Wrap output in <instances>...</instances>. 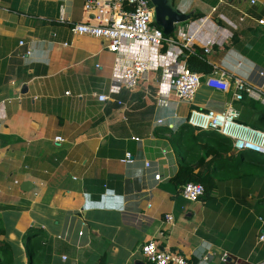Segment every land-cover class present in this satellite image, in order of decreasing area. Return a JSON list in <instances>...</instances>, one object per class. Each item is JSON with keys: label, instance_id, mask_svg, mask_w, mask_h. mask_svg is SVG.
Masks as SVG:
<instances>
[{"label": "crops", "instance_id": "obj_1", "mask_svg": "<svg viewBox=\"0 0 264 264\" xmlns=\"http://www.w3.org/2000/svg\"><path fill=\"white\" fill-rule=\"evenodd\" d=\"M164 1V11L186 16L167 35L174 44L118 53L73 32L90 17L85 0H0V238L12 264H150L141 249L151 240L192 264H264V176L220 170L211 196L189 201L172 181L179 144L167 130L192 109L231 105L239 122L264 131V0ZM206 39L214 71L201 73L194 101L173 91L165 99L168 73L186 67L182 47L205 50ZM136 52L152 62L148 79L114 92ZM211 75H225L227 90L211 87ZM237 78L253 90L241 100ZM243 159L255 166V154Z\"/></svg>", "mask_w": 264, "mask_h": 264}, {"label": "built area", "instance_id": "obj_2", "mask_svg": "<svg viewBox=\"0 0 264 264\" xmlns=\"http://www.w3.org/2000/svg\"><path fill=\"white\" fill-rule=\"evenodd\" d=\"M256 3V0H244ZM84 12L90 17L86 21L75 22L72 30L77 35H86L107 42V49L112 52H121L124 48H130L134 44L149 46L158 49L168 42L174 41L164 34L163 29L153 23L154 11L151 0H85ZM61 20H64L61 18ZM264 25V19L258 20ZM186 35L187 44L195 39L193 33ZM205 52H209L213 40L206 39ZM22 45L24 44L21 41ZM184 45L188 47V45ZM170 53V52H169ZM120 74L114 92L121 88L133 90L141 82L148 79L153 69L151 60L147 56L136 52L135 56L127 64H122ZM201 73L189 70L187 67L171 70L165 82L162 83L161 94L165 99L169 98L173 91L177 98L185 102H193L201 83ZM225 75L220 77L209 76L208 84L222 91L227 90L228 84L223 81ZM237 86L236 99L241 100L245 93L252 94L253 90L241 79L235 80ZM165 92H162V91ZM100 102L110 99L108 94H98ZM119 104L123 102L118 100ZM1 106V104H0ZM239 112L231 105L224 111L192 109L188 116V123L198 130H215L230 138L235 152L252 150L264 153V131L248 126L238 121ZM56 140L63 141L60 136ZM2 138L0 134V146ZM124 162L131 163L132 155L127 154ZM151 167V162L145 163ZM154 178L161 180V174L157 167ZM181 194L189 201H197L205 194V187L200 183L188 182L181 190ZM165 219L173 221L172 214H166ZM142 254L150 264H192L191 261L179 250L162 249L156 240H151L142 246Z\"/></svg>", "mask_w": 264, "mask_h": 264}, {"label": "trees", "instance_id": "obj_3", "mask_svg": "<svg viewBox=\"0 0 264 264\" xmlns=\"http://www.w3.org/2000/svg\"><path fill=\"white\" fill-rule=\"evenodd\" d=\"M263 15L264 9L257 14L261 18ZM180 58L186 61V67L191 71L204 75L214 71V67L209 63V57L203 48L183 46ZM167 130L172 134L173 143L179 144L176 148V154L180 164L177 173L172 177V181L180 188V191L188 182L200 183L205 187V194L202 198H209L217 188L219 174L216 172L220 170H223V173L231 171L237 175L264 176L263 153L243 150L239 152L236 158H231L232 153H235L232 140L215 130H198L188 122L182 123L176 131L171 128H167ZM228 154H231L229 158H227ZM247 154H255L256 156L255 166L251 165L250 170H247V166L250 165H245L243 159ZM4 234V229L0 228V237ZM34 252V246H30L29 255L31 259ZM12 263L10 244L5 241V238H0V264Z\"/></svg>", "mask_w": 264, "mask_h": 264}, {"label": "water", "instance_id": "obj_4", "mask_svg": "<svg viewBox=\"0 0 264 264\" xmlns=\"http://www.w3.org/2000/svg\"><path fill=\"white\" fill-rule=\"evenodd\" d=\"M156 7V25L162 26L165 35L171 34L174 29V22L186 19V16L164 11V0H151ZM167 14L169 17L166 19Z\"/></svg>", "mask_w": 264, "mask_h": 264}]
</instances>
